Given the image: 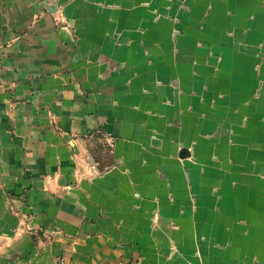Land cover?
I'll list each match as a JSON object with an SVG mask.
<instances>
[{
    "label": "crops",
    "instance_id": "crops-1",
    "mask_svg": "<svg viewBox=\"0 0 264 264\" xmlns=\"http://www.w3.org/2000/svg\"><path fill=\"white\" fill-rule=\"evenodd\" d=\"M152 8L0 0V264H264V0Z\"/></svg>",
    "mask_w": 264,
    "mask_h": 264
},
{
    "label": "rangeland",
    "instance_id": "rangeland-1",
    "mask_svg": "<svg viewBox=\"0 0 264 264\" xmlns=\"http://www.w3.org/2000/svg\"><path fill=\"white\" fill-rule=\"evenodd\" d=\"M190 2V0H153V8H152V16H153V22L154 26L159 25L163 18H171V13L177 12V11H182L186 8V4ZM163 3V5L161 4ZM178 8V9H176ZM209 13V9L205 10V14ZM176 21V20H175ZM142 28H138V32H140ZM172 35L177 36V31H173ZM91 136L92 134H88ZM103 142L106 145L107 150L105 151V154H103L102 158L99 153L94 150V152H88V161L89 164H102V160L105 164H109L113 158L112 157V147H113V138L111 136H105L101 137ZM178 157L181 158L182 160L187 159L188 161H193V155L191 153V150L189 148H185L181 146V150L178 154ZM95 168V167H94ZM96 170V169H95Z\"/></svg>",
    "mask_w": 264,
    "mask_h": 264
}]
</instances>
